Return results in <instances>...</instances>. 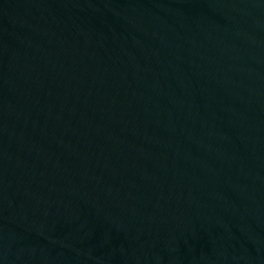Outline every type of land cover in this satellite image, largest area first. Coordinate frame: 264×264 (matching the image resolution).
Returning a JSON list of instances; mask_svg holds the SVG:
<instances>
[{"label": "water", "instance_id": "obj_1", "mask_svg": "<svg viewBox=\"0 0 264 264\" xmlns=\"http://www.w3.org/2000/svg\"><path fill=\"white\" fill-rule=\"evenodd\" d=\"M0 264H264V0H0Z\"/></svg>", "mask_w": 264, "mask_h": 264}]
</instances>
